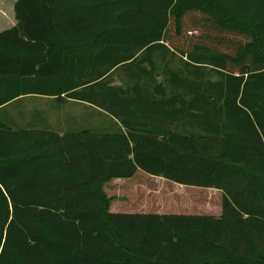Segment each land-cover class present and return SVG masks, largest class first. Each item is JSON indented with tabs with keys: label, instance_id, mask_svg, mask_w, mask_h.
<instances>
[{
	"label": "trees",
	"instance_id": "obj_1",
	"mask_svg": "<svg viewBox=\"0 0 264 264\" xmlns=\"http://www.w3.org/2000/svg\"><path fill=\"white\" fill-rule=\"evenodd\" d=\"M15 18L0 110L74 101L120 130L0 119V264H264V0H18ZM158 52L193 68L171 94L141 85ZM139 171L221 191L222 215L112 213L105 185Z\"/></svg>",
	"mask_w": 264,
	"mask_h": 264
},
{
	"label": "rangeland",
	"instance_id": "obj_2",
	"mask_svg": "<svg viewBox=\"0 0 264 264\" xmlns=\"http://www.w3.org/2000/svg\"><path fill=\"white\" fill-rule=\"evenodd\" d=\"M16 1L0 0V32L10 29L8 25L2 24L14 12ZM153 62L155 65L152 68L144 65L152 79L141 81V85L150 91L161 84L171 94L169 81L173 71L183 73L184 76L193 75V68L187 67L186 60L179 54L158 52L154 54ZM209 68H205L207 77L216 81L218 77ZM128 80L122 71L113 73L109 79L110 83L123 87L127 86ZM0 119L14 129L49 128L60 134L82 129L104 132L120 130L119 124L108 114L91 106L37 96L23 97L4 107L0 110ZM104 192L112 199V213L222 215L223 193L219 190L185 187L141 171L133 179L110 181L105 185Z\"/></svg>",
	"mask_w": 264,
	"mask_h": 264
},
{
	"label": "crops",
	"instance_id": "obj_3",
	"mask_svg": "<svg viewBox=\"0 0 264 264\" xmlns=\"http://www.w3.org/2000/svg\"><path fill=\"white\" fill-rule=\"evenodd\" d=\"M16 1V0H15ZM18 1V0H17ZM17 1H16V3H17ZM15 3V4H16ZM1 10H2V8H1ZM3 11V10H2ZM5 19V18H4ZM0 20H2V19H0ZM16 24H17V21H16V18H15V5H14V12L11 14V16H10V18L8 19V21H5V24H2V25H8L7 26V28H13L14 26H16ZM37 97H39V96H37ZM45 98H47V97H45ZM89 106V105H88ZM94 108V107H93ZM39 129H44V128H39ZM218 191V190H217ZM221 192V191H220Z\"/></svg>",
	"mask_w": 264,
	"mask_h": 264
}]
</instances>
